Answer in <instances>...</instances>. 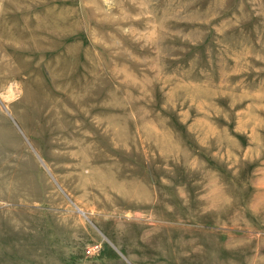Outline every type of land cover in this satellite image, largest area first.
I'll return each instance as SVG.
<instances>
[{"label":"rangeland","instance_id":"obj_1","mask_svg":"<svg viewBox=\"0 0 264 264\" xmlns=\"http://www.w3.org/2000/svg\"><path fill=\"white\" fill-rule=\"evenodd\" d=\"M31 1L24 3L36 4L42 17L50 6L51 18L67 26V45L78 46L69 77L46 85L54 106L61 103L60 113L93 140L96 157L83 174L106 164L120 182L141 184L123 199L120 191L127 190L93 179L79 183L73 151L81 131L55 111L46 134L53 154L61 155L48 157L44 139L45 154L17 121L26 144L18 153L28 151L33 164L20 169L26 175L16 196L0 197V264H264V0ZM79 96L99 103L104 119L114 104L123 117L112 123L116 144L99 136L89 117L82 126ZM156 128L176 140L173 155L153 146ZM10 157L7 167L18 160L14 152Z\"/></svg>","mask_w":264,"mask_h":264},{"label":"bare ground","instance_id":"obj_2","mask_svg":"<svg viewBox=\"0 0 264 264\" xmlns=\"http://www.w3.org/2000/svg\"><path fill=\"white\" fill-rule=\"evenodd\" d=\"M24 2H25V0H8V1L5 2L4 8L0 12V14H1V16H0L1 24L0 25L2 27H4V33L3 32H0V197L1 196H6V192H7V195H9L11 197H15L16 196V190H19V188L21 187V185L24 186L22 184V182H23L24 174L25 173L22 174V172L20 171V169L23 168V169L27 170V168H28L29 165H26V164H30V165L33 164V158L28 153V151H27V149L25 147L23 148V151L24 152L27 151V154L23 155V154L18 153V147L20 145H21V147H23L24 146L23 144H25V142H24L25 140L22 139V136L23 135H21L20 132H18V130H17V126H18L17 125V121H21L22 122V124L25 126L26 132L28 133V135L30 137L29 139L32 140L33 142H36V144L38 143L40 145V148H41V151L43 152V154H45V150H44V147L41 145L42 143L41 144L39 143V137L43 138L44 139L43 142L45 143V145H47V148L49 147L51 149V152L50 153H47L46 152L47 155H48V157L49 156L50 157H54L56 155L57 156H60L61 155L60 153L59 154H53V151H52V148H51L52 147V144H51L52 143V138L50 137L49 134H46V133H49L55 127V124L53 123V115H54L55 111H57V112L60 113L62 111V109H64L65 107L64 106H61V103H59L58 105H55L54 106V99H53L54 95H50V92H52V89L49 91V93H47L48 92L47 88L49 86L46 85V81H57V80H62V79L65 80L67 77H69V75H70V69L67 70L66 68H67L68 64H71V57L70 56L71 55H74L73 54V51L76 50V49H78V46H76V45L73 46V47L70 46V45H67V39L69 38V34L65 30V28H67V26L66 27H63L64 25H62V22H56V20H57L56 18L57 17L55 18L56 20H53V18H51L52 16H50V12H51L50 6H47L46 5L47 6V10H45V9L43 10V16L44 17H42V15L39 16V14H36L35 11H34L35 10L34 6L36 4L35 5H30V4H28V3L26 4ZM120 2H122V1H120ZM97 4H100V3L97 2ZM94 5H96V4H94ZM55 6H56V4H55ZM22 12H25L26 14H24V15H26V16L23 17L22 19H20V17L23 14ZM16 13H19V16L17 17L18 19L16 18L15 20L14 19L13 20H8L10 17L12 18L13 15H15ZM80 13H81V11H80ZM85 15L86 14H84V17H85ZM70 17H73V16H70ZM122 17H124V16H122ZM60 18L61 17L59 16V19ZM74 19H76V18H74ZM107 20H109V19H107ZM75 23H76V21H75ZM78 23H80V22H78ZM78 26H80V25H78ZM68 27H69V25H68ZM5 28H8V29H5ZM93 30L95 32V29H93ZM75 31H76V29H75ZM90 31H91V29H90ZM92 34H94V33L92 32ZM100 38L98 36V39H100ZM57 39L58 40H62V41L59 42V41H57ZM107 41H108V39H107ZM113 45H114V43H113ZM114 51H116V50L114 49ZM123 51H126V49H124ZM128 51H130V50H128ZM96 53H97V51H96ZM113 54H115V53L113 52ZM131 54H130V56H131ZM142 58H143V56H142ZM154 62L156 63L157 62V59ZM156 64H158V63H156ZM156 66H158V65H156ZM122 67H124V66L122 65ZM144 74H146V73H144ZM144 74H143V76H144ZM155 74H157V72ZM137 75L138 74L136 73V76ZM146 75L148 76V74H146ZM147 76H146V78H147ZM24 77L28 81V84L27 85H25L24 82L22 81ZM62 81H61V83H62ZM26 89H28V90H26ZM62 89L63 90L70 89V84H67V85L63 84V88ZM82 90H84V89H81L79 91H82ZM128 90H130V89L128 88ZM216 90H218V89H216ZM203 91L204 90H202V93H203ZM218 92H219V90H218ZM126 93H127V91H126ZM148 93H150V92H148ZM175 93H174V95H175ZM188 93H189V91H188ZM207 93H209V92H207ZM71 95H74V94H71ZM130 96H132V95H130ZM138 97H141V96H138ZM17 98H20V100H16L15 101V99H17ZM171 101H174V100H171ZM213 101H215V100H213ZM12 102H13V104H12ZM74 102L77 105V107L79 108V115L77 116L79 118V121L82 120L83 123H84V120L83 119L86 118V117H89V121L92 122L91 125L97 128V134L99 136L102 135L103 137H105V135H106L107 138H108V140H109V142L111 144H116V139H118L116 136H117L118 133L113 128V126L115 124L112 125V123L114 121H116L114 119L115 118H118L119 116H118V113L113 109L114 104H110V108L111 109L109 110L108 116H106L107 118L104 119V117L102 115V106H99V103H98V105H96L91 100L85 99L82 96H79L77 99H75ZM231 102H234V101H231ZM1 105H2V107L4 106L5 108H9V106H10L11 109H12V112L14 114H12L11 112H8L7 109H5L4 107L3 108L5 110L4 111L1 110V108H2ZM230 106H232V105H230ZM198 110H200V109H198ZM216 110H218V109H216ZM7 113H11L10 114V116L12 115L11 119L9 118V115ZM119 115L121 116V114H119ZM59 117L62 119L63 123H66L69 126H73L77 130L81 131V135L78 136V138H77L78 141H76V142H78V147H77V149H75L73 151L75 157L79 160L78 161V171L75 172L77 174V178L79 180V183H84L88 179H93V180L96 181V184L98 186H100V187H103V186L109 187L110 189H112V191H114V190H127V191H120V194L122 195L121 197L123 199L126 198V196L129 195V193L131 191H133V193L136 192V190H132V187H140L141 182L139 183V182L135 181L134 184H131L132 181H130V180H124V179L123 180L127 184L125 182H123V180L120 182V180H117L116 175L114 174V172L112 171V169L109 167V165H106V164H104V165H101V164L100 165H96L95 164L96 166L93 164V165L90 166L91 168L89 170V174L88 175H84L83 172H82V170H83L82 167L85 166L88 163H91V161L96 157V154L94 152H92L93 151L92 150L93 149L92 148L93 147L92 144H89V143H93V140L91 138H88L85 134L82 133L83 130L80 127H77L76 126L77 123H76V120L74 118H72L70 116L68 117V116H66L63 113H60ZM119 118H122L123 119V117H119ZM240 119H242V118L240 117ZM159 120H161V119H159ZM82 121H81V124H82ZM117 121H120V120H117ZM124 121H126V120H124ZM203 123H205V122H203ZM209 123H210V120H209ZM117 124H118V122H117ZM202 124L200 126H202ZM82 126H83V124H82ZM165 126H167V125L165 124ZM242 126H244V124H242ZM222 128H223V126H222ZM160 129L161 128H159V130ZM162 129H163V126H162ZM164 129H166V127ZM168 129H170V128L168 127ZM237 129L238 128L236 127V130ZM159 130L157 128L155 130H152V132L154 134L153 136L156 137V139H153V146L157 148V150H158V152H159L160 155H163V156L173 155V153H175V149H176V146H177L176 145V142H175L176 140L169 133H164V132H162L163 130L162 131H159ZM200 130H201V128H200ZM147 134H149V133H147ZM219 137H220V134H219ZM200 138H201V136H200ZM204 139H205V137H204ZM127 140H126V142H127ZM69 141H71V140H69ZM120 141H122V140H120ZM124 141H125V139H124ZM228 141H229V139H228ZM126 142L123 143L124 146L127 145ZM134 142H132V143H134ZM215 142H217V141H215ZM134 145H136V144H134ZM207 145H208V143H207ZM148 148L152 149L151 147H148ZM126 149H128V148H126ZM229 149H231V148H229ZM132 151L133 150H131L130 152L132 153ZM217 151L219 152V150H217ZM13 152L16 153V156L18 157V160L15 161L14 164H11L10 167H7L6 162H10L11 161V159H10L11 157L10 156L12 155ZM188 152H190V151H188ZM198 152H199V150H198ZM255 153H256V151H255ZM226 155H227V153H226ZM247 155H249V154H247ZM236 156H238V155H236ZM251 158H252V154H251ZM189 162L191 163V161H189ZM202 163H203V161H202ZM233 163H234V161H233ZM113 164H111V165H113ZM9 169H11V170H13L15 172V174L13 175L12 178H9L8 177L9 175H7V171ZM211 171H213V170H211ZM213 174H215L214 171H213ZM161 178H162V176H161ZM228 178H231V177H228ZM68 179H69V176H68ZM24 181H26V180H24ZM219 181H220V179H219ZM208 182H210L209 179H208V181H207L206 184H208ZM90 183H88V185ZM84 184H86V183H84ZM84 184H82V186H85ZM142 184H144V183H142ZM206 184H205V186H206ZM170 185H172V182L170 183ZM26 186H28V185H26ZM73 186H77V185H73ZM79 186H81V185H79ZM78 187H75V188H78ZM85 188H86V186H85ZM85 188H82V189L85 190ZM26 189H27V187H26ZM9 190H15V191L14 192L11 191L12 192L11 193V192H9ZM179 190H180V188H179ZM141 191H142V189H141ZM213 191H212V193H213ZM138 192H139V190H138ZM178 192H180V191H178ZM27 193H30V192H27ZM207 193H209V192H207ZM85 194H87V193H85ZM142 195H144V194H142ZM26 196H27V194H26ZM206 197H208V196H206ZM222 197H223V195H222ZM109 198H110V196L108 197V199ZM203 198H201V199H203ZM204 199H206V198H204ZM225 199H224V201H226ZM207 200L208 199H206V201ZM217 201L215 203H217ZM260 202H261V200H260ZM223 204H224V202H223ZM209 205H211V204H209ZM254 206H257V205H254ZM210 207H213V205L210 206ZM257 208H258V206H257ZM256 211H258V210L256 209ZM176 240H178V238ZM226 242H228V241H226Z\"/></svg>","mask_w":264,"mask_h":264}]
</instances>
